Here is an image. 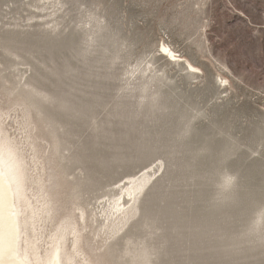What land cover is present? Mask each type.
<instances>
[{
  "label": "rangeland",
  "instance_id": "374dc122",
  "mask_svg": "<svg viewBox=\"0 0 264 264\" xmlns=\"http://www.w3.org/2000/svg\"><path fill=\"white\" fill-rule=\"evenodd\" d=\"M0 125L50 210L41 252L68 220L87 264H264V0H0ZM112 202L134 211L106 236Z\"/></svg>",
  "mask_w": 264,
  "mask_h": 264
},
{
  "label": "bare ground",
  "instance_id": "6f19581e",
  "mask_svg": "<svg viewBox=\"0 0 264 264\" xmlns=\"http://www.w3.org/2000/svg\"><path fill=\"white\" fill-rule=\"evenodd\" d=\"M162 50L163 53L167 52L169 57L172 59L174 58L172 53L167 51L166 47H162ZM186 64L188 70L192 72L197 71V69L191 64ZM29 89L31 90L29 91V96L32 100L30 105L35 110L38 121L37 123L40 126V128H38L41 130L40 132L43 131V133L48 134L52 141L53 152L57 155L64 147L63 142L57 138V132L60 127L55 124L54 119L48 117L44 112H42V109L38 105L40 100L47 103L53 102L54 98L52 97L54 95L52 97L42 95L32 89L31 86ZM38 97L41 99L38 100ZM30 170L31 169L24 161L21 151L18 149L15 142L11 141V138L8 137L5 130L0 125V264H87L85 261L76 260L80 257V251L77 246L80 230L73 222L68 220H63L61 224L55 226L53 232L47 236L49 239V241L45 243L47 248L41 252V246L39 245L43 239L41 230L45 226L46 222H50V210L41 191L40 181L30 175ZM60 170L64 175L65 168L61 167ZM147 182V177L141 176L137 181H135V183H133V186L129 190H124L126 192L127 199L131 202L134 196L139 194L144 189ZM31 185L34 186L35 194L29 193ZM76 185L77 186H73L71 188L73 199H78L80 195V186H78V184ZM36 193H38V195H36ZM113 206V218H109L110 220L106 218L101 226L104 227L105 224L108 223L106 230L104 231L106 236L116 233L118 229L126 223L127 218L134 211L133 207L127 213L124 211L122 212L125 206L123 202L121 204H114ZM109 208L107 209L111 212V207ZM113 211L111 213H113ZM68 237L71 238V245L68 249H66L65 242ZM114 255L115 254H113V251L109 247L107 249L106 256L110 259V261H112ZM147 257L148 251L143 250L135 253L130 259L133 260L132 264H149ZM111 263L120 264L116 261H112Z\"/></svg>",
  "mask_w": 264,
  "mask_h": 264
}]
</instances>
